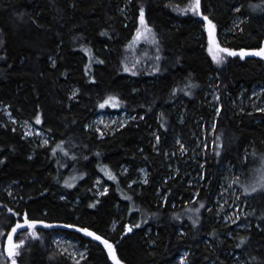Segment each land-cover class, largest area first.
Instances as JSON below:
<instances>
[{"label":"trees","instance_id":"obj_1","mask_svg":"<svg viewBox=\"0 0 264 264\" xmlns=\"http://www.w3.org/2000/svg\"><path fill=\"white\" fill-rule=\"evenodd\" d=\"M188 3L0 0V103L13 119L30 122L48 137L47 144L25 137L0 112V227L10 230L25 212L59 226L40 228L38 238H29L18 264H76L52 248L54 232L84 247L79 264H112L99 241L67 224L109 240L123 264H176L181 251H187V264H228L233 255L243 264H264V189L249 193L247 225L230 235L212 208L223 165L239 168L247 181L264 155V126L258 122L264 113L231 111V102L248 96L254 85L264 98V59L226 56L222 64L213 62L202 17L178 10ZM140 7L157 51L131 68L125 48ZM202 11L217 25L222 47L263 45L264 0H202ZM213 82L219 113L209 99ZM108 96L118 97L120 106L100 108ZM102 111L134 119L100 137L85 126ZM213 121L212 149L208 141L199 170L200 158L192 166L185 162L175 140L190 153L202 127ZM61 141L67 155L57 147ZM191 167L203 177L195 196L185 174ZM142 168L147 183L137 181ZM98 178L107 187L103 194L95 189ZM125 225L132 231L126 233Z\"/></svg>","mask_w":264,"mask_h":264},{"label":"rangeland","instance_id":"obj_2","mask_svg":"<svg viewBox=\"0 0 264 264\" xmlns=\"http://www.w3.org/2000/svg\"><path fill=\"white\" fill-rule=\"evenodd\" d=\"M137 27H139V24L137 25ZM152 33L154 35V40L141 39L138 42H133V38L136 35L135 31L134 36L125 48V60L127 61L129 67L136 68L137 65L142 64L143 61L152 59L153 53L157 51V39L153 30ZM261 93V86L254 85L251 88L248 96H240L236 100L231 102V111L242 112L248 115L253 113H264V111H258V109H264V98L262 97ZM209 99L210 102L213 103V106H216V110L217 108H220L218 91L214 82L209 86ZM0 112L4 116L6 122L9 123L12 127L19 128L23 132L25 137H28L31 140L39 143H43L44 140L48 141L47 135L38 130L30 122L25 120L13 119L6 105L0 103ZM133 118L134 116L129 115L125 112L102 111L91 119L87 127L94 130L100 137H102L121 128V124L125 126L129 121L133 120ZM258 122H261L262 126H264V120ZM213 125H215V121H213L207 127H202L201 137L196 139L195 145L191 149L190 153H188L183 144H181L180 142L178 143V139L175 140L176 145L178 146L177 154L179 155V157H186L185 162L189 161L192 166V164H194L195 161L200 158L198 161L199 170L200 168L202 169L203 163L201 161L204 158V153L207 149L208 141L210 150L212 149L211 140L215 128L213 127ZM97 129H99L100 131H97ZM28 132H31L32 135H27L26 133ZM101 133H103V135H101ZM181 145H183V149L181 148ZM255 165L256 166L253 175L247 181L245 177H242L243 174L239 168L234 167L230 163H226L222 167V182L219 192L214 198V204L212 205V208L215 220L221 223L222 226L229 229L228 235L239 229L245 228L247 225L244 219L248 212L246 207V200L250 192L245 193L244 187L250 188L259 180V170L264 168V155L259 156ZM191 170L192 171H188L185 174L187 176V184L193 188L192 192L195 196L197 194V187L199 186V183L201 182L203 177L201 175L199 176V171L197 169L193 173L194 167H191ZM145 179L146 170L142 168L139 170L137 181L139 180L140 182H144ZM95 189L98 194H103L105 193V189H107V187L104 186L102 180L98 178L95 182ZM0 229H3L5 231V227H0ZM36 231L39 237V231ZM18 236L19 239H25L26 242L30 240L29 238H31L27 235V228L25 229L23 234H19ZM14 239L17 241L19 240L16 239V235H14ZM5 240L6 236L0 235V254L2 251H4ZM50 241L53 249L69 257L75 262L81 259V253H83L84 256V247L80 245L78 241L67 237L62 233L54 232L52 235H50ZM185 253H187V251L180 252L178 258L176 259V264H181V257H184L186 261ZM1 259L3 258L0 257V260ZM228 264L243 263L241 259H239V255H233L232 257L228 258Z\"/></svg>","mask_w":264,"mask_h":264},{"label":"snow or ice","instance_id":"obj_3","mask_svg":"<svg viewBox=\"0 0 264 264\" xmlns=\"http://www.w3.org/2000/svg\"><path fill=\"white\" fill-rule=\"evenodd\" d=\"M178 7V6H177ZM181 13H186V12H191L194 16L202 17L203 20V28L205 32L207 33L208 36V53L211 56L213 62L216 64H222L225 62V58L227 57H236L239 56L241 59L245 58L246 56H256L264 59V45L260 46L258 49H240L239 51L227 48V47H222L221 44L217 40L216 36V30H217V25L213 22V20L208 16L205 15L202 11V0H189V3L183 8L179 9ZM236 11H240V9H236ZM105 34V33H102ZM144 39H152L154 40V35L152 33V29L148 26L146 20H145V10L143 7H140L139 9V27L136 29V35L133 38V42H138L139 40ZM88 51V50H86ZM159 59V57H157ZM53 63H55L53 61ZM99 63H103V61H99ZM86 67H90V65H86ZM125 72L130 71V69L125 66L123 69ZM158 69H153V71H157ZM133 75H135V72H133ZM189 87H195V85H189ZM75 92L72 93V96H75ZM190 94V93H186ZM120 100L116 96H108L106 99L103 100L102 103H100L98 106L100 108H104L106 105H110L113 108L119 107L120 106ZM217 113L220 112V109L217 108ZM258 111H264V109H258ZM134 119V118H133ZM41 121V116L39 113H37L35 117V123L40 124ZM87 127V125L85 126ZM121 127H123V124H121ZM215 127V125H213ZM97 131H100L97 129ZM27 135H32L31 132L26 133ZM103 135V133H101ZM157 141H159V137H157ZM44 144H47L48 141L44 140ZM179 143V141H178ZM63 141L60 142V144L57 145V147L60 149V151L64 152L65 155H67L66 150L63 148ZM181 148L183 149V145H181ZM56 149H53V152L55 153ZM217 155L220 153L217 152ZM3 161H0L2 163ZM260 178L259 180L250 188L249 187H244V192L249 193V192H256L258 189H264V168L260 169ZM110 179H115V176L109 177ZM145 183L147 181L145 180ZM66 185L68 187H71L72 185L70 183H67ZM243 187V186H242ZM105 192H107V189H105ZM11 194V193H9ZM130 199V197H128ZM204 205L201 204V207ZM7 211L9 213L13 212L12 208H7ZM194 211L198 212L199 209H195ZM16 215H19L18 213H15ZM178 218V217H177ZM193 223H196L194 220ZM37 225H43L44 227H52L51 224L45 223L43 220H35V219H30L29 215L27 212L23 214V220L21 221H16L15 224H13L8 231H4L3 229H0V235H5L6 240L4 244V251L2 254H0V257L6 258L8 261H10V264H18L17 258L21 255V248L25 245L26 241L25 239H19L18 241L14 239V235L18 232L19 229L22 228H27V235L30 236L31 238H38V233L36 231V226ZM65 227L68 228H76L77 231L85 234L86 236L92 237L94 240L99 241L104 248L107 250L108 258L112 261V264H123V261L119 258L116 252L115 246L109 242L106 238H104L101 235H98L96 232L90 230L88 227H77L74 224H67L64 225ZM135 227H139V225H136ZM125 232H131L132 227L125 225L124 226ZM244 243V238H241L240 244ZM240 244H237V247H240ZM81 259H83V253L80 254ZM188 254L185 253V257ZM76 264H79L77 261ZM181 264H186L185 258L181 257Z\"/></svg>","mask_w":264,"mask_h":264},{"label":"water","instance_id":"obj_4","mask_svg":"<svg viewBox=\"0 0 264 264\" xmlns=\"http://www.w3.org/2000/svg\"><path fill=\"white\" fill-rule=\"evenodd\" d=\"M246 57H256V56H246ZM40 225H37L36 227H39ZM49 229H56L58 228V225L57 224H53L52 227H47Z\"/></svg>","mask_w":264,"mask_h":264},{"label":"bare ground","instance_id":"obj_5","mask_svg":"<svg viewBox=\"0 0 264 264\" xmlns=\"http://www.w3.org/2000/svg\"><path fill=\"white\" fill-rule=\"evenodd\" d=\"M138 24H139V22H138ZM263 45H264V43H263ZM246 50H250V49H246ZM44 227L43 225H40L39 227ZM59 227V226H58ZM44 228H46V229H48V230H51V229H49V228H47V227H44ZM57 229V228H56Z\"/></svg>","mask_w":264,"mask_h":264},{"label":"flooded vegetation","instance_id":"obj_6","mask_svg":"<svg viewBox=\"0 0 264 264\" xmlns=\"http://www.w3.org/2000/svg\"><path fill=\"white\" fill-rule=\"evenodd\" d=\"M40 228H44V227H42V226L41 227H36V230H39Z\"/></svg>","mask_w":264,"mask_h":264}]
</instances>
